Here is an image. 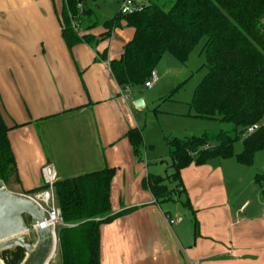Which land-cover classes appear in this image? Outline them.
I'll use <instances>...</instances> for the list:
<instances>
[{"label":"crops","instance_id":"0c3cea01","mask_svg":"<svg viewBox=\"0 0 264 264\" xmlns=\"http://www.w3.org/2000/svg\"><path fill=\"white\" fill-rule=\"evenodd\" d=\"M113 2L120 8L122 0ZM118 6L102 17L84 0L80 9L91 13L71 26L90 42L68 47L64 0H0V115L15 163L6 189L33 196L46 166L56 182L112 168V213H129L100 226V264H264V195L255 171L234 158L182 169L180 198L193 231L162 212L144 186L149 164L164 160L146 154L150 140L138 159L126 138L141 132L134 103L143 107L144 99L120 89L110 72L134 33L120 21L105 37Z\"/></svg>","mask_w":264,"mask_h":264},{"label":"trees","instance_id":"16d2710c","mask_svg":"<svg viewBox=\"0 0 264 264\" xmlns=\"http://www.w3.org/2000/svg\"><path fill=\"white\" fill-rule=\"evenodd\" d=\"M83 3L64 0L62 36L68 47L82 40L90 42L78 38L71 26L72 20L91 13L80 9ZM120 21L134 32L119 59L109 63L120 89L144 88L164 54L184 64L203 39L206 74L188 103L190 116L231 127L198 136L165 138L173 172L166 178L148 175L144 180L154 200L159 204L172 200L173 190L165 185L168 179L175 183L179 198L184 195L180 171L191 164L202 166L234 158L238 164L251 167L256 154L264 153V0H142L134 14L119 13L104 23L108 29L105 37ZM253 126L257 129L247 134ZM8 131L0 115V179L5 187L12 173L15 175ZM126 138L140 159L144 148L141 132L130 130ZM240 140L242 150L234 154V145ZM113 177L114 170L105 168L53 185L64 224L56 233L60 264H100V226L129 213H112ZM255 182L264 195V174L256 175ZM182 205L189 208L187 200ZM24 258L21 249L0 255L2 264H21Z\"/></svg>","mask_w":264,"mask_h":264},{"label":"rangeland","instance_id":"374dc122","mask_svg":"<svg viewBox=\"0 0 264 264\" xmlns=\"http://www.w3.org/2000/svg\"><path fill=\"white\" fill-rule=\"evenodd\" d=\"M91 9L97 11L102 17L108 15L112 11V7L118 6L114 0L104 3L103 0H86ZM136 5L141 4V0H135ZM90 7V6H89ZM119 8V6H118ZM95 28H99V22L93 24ZM130 28V27H128ZM132 29V28H130ZM133 30V29H132ZM204 40L202 39L196 47L189 54L187 61L182 64L169 54H164L159 63L156 66L155 73L158 77V82L150 89L145 88H130L127 93L136 91L144 99V106L138 107L136 110L139 112L140 130L143 137V144L148 146L149 144L153 150L146 151V154L159 157L164 162L150 163L148 172L153 175L166 178L173 172L171 161L167 157V152L164 147V138H181L184 136L192 137L198 136L203 132H218L219 130L229 129L231 127L222 125L217 121L200 120L188 118L186 115L189 111L188 103L190 102L193 92L201 79L206 74L205 56L201 52ZM135 106V103H134ZM136 107V106H135ZM244 134L241 140L246 136ZM241 140L234 145V154H239L242 150ZM166 153V154H164ZM143 152V159L145 160ZM166 155V156H165ZM263 162L264 153L260 152L256 154L253 165L248 167L258 175H263ZM168 179L165 181V185L168 190H173L171 194L170 202H162L159 204V208L162 212H169L171 219L177 222L183 219L182 227L186 229V225L192 230V217L189 212L182 207L184 197L179 198L178 192L175 191V183ZM264 198V197H263ZM264 201V200H263ZM172 222V223H174ZM55 234L57 233V229ZM58 247L54 256L51 258L48 264H59Z\"/></svg>","mask_w":264,"mask_h":264},{"label":"water","instance_id":"95a60500","mask_svg":"<svg viewBox=\"0 0 264 264\" xmlns=\"http://www.w3.org/2000/svg\"><path fill=\"white\" fill-rule=\"evenodd\" d=\"M142 104L135 102L137 107ZM45 221L46 213L29 196L8 191L0 179V255L21 249L25 254L21 264H48L56 236Z\"/></svg>","mask_w":264,"mask_h":264},{"label":"built area","instance_id":"2783aa9c","mask_svg":"<svg viewBox=\"0 0 264 264\" xmlns=\"http://www.w3.org/2000/svg\"><path fill=\"white\" fill-rule=\"evenodd\" d=\"M141 8L140 5H136L135 0H122L119 13L121 15H131L137 12ZM158 80V77L155 72H152L149 79L145 82L144 88L150 89ZM257 129V126H253L247 130V134H251L254 130ZM41 175L43 179L44 190L35 193L30 198L38 205V207L43 210L47 215L46 225L50 226L55 234L57 227L64 226L60 214V210L56 205L54 196H53V185L56 183V175L52 167L46 166L42 168ZM264 213V204L261 209ZM172 222H170L171 224ZM56 236V234H55ZM57 246V238H56ZM56 251V250H55ZM54 256V255H53Z\"/></svg>","mask_w":264,"mask_h":264}]
</instances>
